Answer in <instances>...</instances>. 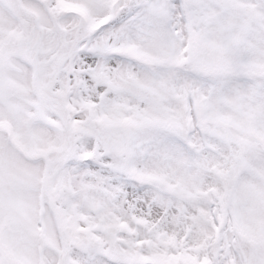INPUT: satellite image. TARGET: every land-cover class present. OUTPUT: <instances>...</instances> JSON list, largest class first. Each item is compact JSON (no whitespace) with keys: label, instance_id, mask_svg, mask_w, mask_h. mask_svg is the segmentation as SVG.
<instances>
[{"label":"snow or ice","instance_id":"obj_1","mask_svg":"<svg viewBox=\"0 0 264 264\" xmlns=\"http://www.w3.org/2000/svg\"><path fill=\"white\" fill-rule=\"evenodd\" d=\"M0 264H264V0H0Z\"/></svg>","mask_w":264,"mask_h":264}]
</instances>
